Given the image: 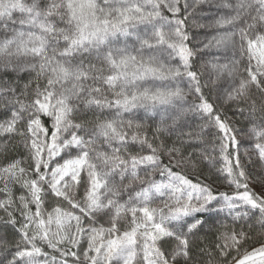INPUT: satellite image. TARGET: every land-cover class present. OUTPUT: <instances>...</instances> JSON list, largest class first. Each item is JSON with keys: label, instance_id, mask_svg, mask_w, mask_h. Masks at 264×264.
Masks as SVG:
<instances>
[{"label": "snow or ice", "instance_id": "1", "mask_svg": "<svg viewBox=\"0 0 264 264\" xmlns=\"http://www.w3.org/2000/svg\"><path fill=\"white\" fill-rule=\"evenodd\" d=\"M0 264H264V0H0Z\"/></svg>", "mask_w": 264, "mask_h": 264}, {"label": "rangeland", "instance_id": "2", "mask_svg": "<svg viewBox=\"0 0 264 264\" xmlns=\"http://www.w3.org/2000/svg\"><path fill=\"white\" fill-rule=\"evenodd\" d=\"M257 191H259V187H257Z\"/></svg>", "mask_w": 264, "mask_h": 264}, {"label": "trees", "instance_id": "3", "mask_svg": "<svg viewBox=\"0 0 264 264\" xmlns=\"http://www.w3.org/2000/svg\"><path fill=\"white\" fill-rule=\"evenodd\" d=\"M230 114V113H229Z\"/></svg>", "mask_w": 264, "mask_h": 264}]
</instances>
